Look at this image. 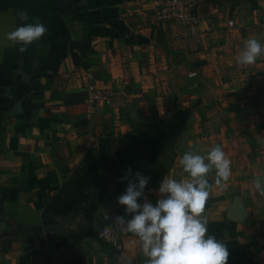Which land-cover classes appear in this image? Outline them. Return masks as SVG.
Wrapping results in <instances>:
<instances>
[{
	"label": "crops",
	"instance_id": "1",
	"mask_svg": "<svg viewBox=\"0 0 264 264\" xmlns=\"http://www.w3.org/2000/svg\"><path fill=\"white\" fill-rule=\"evenodd\" d=\"M196 3L200 23L182 27L151 25L152 0H0V264H145L131 233L121 231L117 249L98 237L107 215L131 218L110 193L102 195L104 207L98 206L92 222L76 214L54 217L46 227L30 198L40 184L51 195L82 172L87 154L95 158L101 142L114 149L138 124L169 120L184 110L190 114L162 179L186 177L178 165L184 152L203 155L221 146L232 174L223 187L215 185L214 172L208 175V234L227 245V264H263L254 237L264 232V196L253 182L264 178V57L246 66H238L236 57L246 39L264 43V0ZM78 14L89 21L74 20ZM44 18L66 24L36 41L60 52L58 73L66 75L62 91L52 90L51 73L35 75L36 42L19 53L5 37ZM91 28L108 35L93 39L81 58L71 43ZM33 79L37 86L20 99ZM88 85L113 93L90 119ZM16 106L20 112H14ZM158 188L144 192L153 205ZM98 193L89 190V199ZM236 204L242 215L232 220L228 214ZM76 230L94 235L75 236Z\"/></svg>",
	"mask_w": 264,
	"mask_h": 264
},
{
	"label": "clouds",
	"instance_id": "2",
	"mask_svg": "<svg viewBox=\"0 0 264 264\" xmlns=\"http://www.w3.org/2000/svg\"><path fill=\"white\" fill-rule=\"evenodd\" d=\"M21 19L28 20L26 13ZM47 32L41 22L25 23L5 34L18 52L25 53L28 47L40 40ZM264 57V43L255 37L244 41L239 50L238 66L252 65ZM178 165L185 178H163L159 184L155 205L144 197L149 177L140 172L133 176L129 167L119 179L127 180V187L117 198L119 205L125 206L126 216L115 217L113 224L122 232L131 233L139 241L145 264H227V245L214 235L208 234V217L204 206L212 185L208 175L214 172V183L219 187L231 177V161L222 147L213 145L205 153L190 150L178 157ZM132 176V179L129 177ZM254 190L264 196V178L257 176ZM144 197L143 203L138 200ZM106 219H109L106 216Z\"/></svg>",
	"mask_w": 264,
	"mask_h": 264
},
{
	"label": "trees",
	"instance_id": "3",
	"mask_svg": "<svg viewBox=\"0 0 264 264\" xmlns=\"http://www.w3.org/2000/svg\"><path fill=\"white\" fill-rule=\"evenodd\" d=\"M88 18L89 16L86 14L74 16V20L89 21ZM41 23L47 28L46 34L57 32L66 27V24L54 18H44ZM107 35L106 31L91 28L86 36L72 42L71 47L81 58H85L92 40L97 37L104 38ZM34 55L38 59V69L35 75L51 73L53 75L52 90L62 91L66 75L58 73L61 61L60 52L48 48L42 42H36ZM33 80L27 88L21 89L20 99L32 87L37 86L38 83ZM189 114V110H184L169 120L138 124L118 150H114L107 141L101 142L95 158L92 153L87 154L85 159L87 168L70 177L59 190L51 195L46 194L40 184L37 192L30 198V202L35 210L41 211L42 225L44 227L53 225L54 217L71 216L72 219L76 214H82L86 222H92L102 195L110 193L117 202V198L124 193L127 180L121 181L119 178L125 174V170L129 167L132 169L133 176L136 172H140L149 177V183L144 192L157 188L170 165L164 166L161 158L170 153L169 163L173 161V144ZM129 179H132V176ZM91 189L99 190V193L96 197L89 199L88 192ZM74 235L92 236L94 234L82 230Z\"/></svg>",
	"mask_w": 264,
	"mask_h": 264
},
{
	"label": "built area",
	"instance_id": "4",
	"mask_svg": "<svg viewBox=\"0 0 264 264\" xmlns=\"http://www.w3.org/2000/svg\"><path fill=\"white\" fill-rule=\"evenodd\" d=\"M152 6L151 25L176 22L182 27H194L200 23V17L196 13V0H152ZM232 25L233 22L231 20L228 21V26ZM112 95L113 93L109 90L88 85L86 87L85 102L86 118L90 119L93 117L97 113L98 105L101 102L108 101ZM117 216L120 215L114 214L108 217L109 219L104 217V224L98 232L101 242L114 249L119 248L121 244V230L119 226L113 224ZM254 240L260 260L264 264V232L258 233Z\"/></svg>",
	"mask_w": 264,
	"mask_h": 264
},
{
	"label": "water",
	"instance_id": "5",
	"mask_svg": "<svg viewBox=\"0 0 264 264\" xmlns=\"http://www.w3.org/2000/svg\"><path fill=\"white\" fill-rule=\"evenodd\" d=\"M20 106H16L14 108V112H20ZM242 215V210L240 209V207L238 206V204L234 205L229 214L228 217L232 220H238L240 218V216Z\"/></svg>",
	"mask_w": 264,
	"mask_h": 264
},
{
	"label": "rangeland",
	"instance_id": "6",
	"mask_svg": "<svg viewBox=\"0 0 264 264\" xmlns=\"http://www.w3.org/2000/svg\"><path fill=\"white\" fill-rule=\"evenodd\" d=\"M123 146V144H122V142L121 143H119V145H116V147L114 148V150L116 149V150H118L119 149V147H122ZM169 160H170V153H167L166 155H164V156H162V158H161V162H162V164L164 165V166H168L169 165ZM104 206L103 205H99V209H102ZM99 212H101V211H99ZM82 215V214H81ZM108 217H110V216H112V215H107ZM78 230H76V232H77ZM80 234H82V233H80ZM53 244V243H52Z\"/></svg>",
	"mask_w": 264,
	"mask_h": 264
}]
</instances>
